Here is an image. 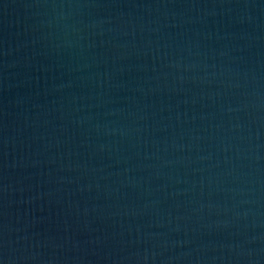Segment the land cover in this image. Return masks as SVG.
Masks as SVG:
<instances>
[{
  "label": "water",
  "instance_id": "95a60500",
  "mask_svg": "<svg viewBox=\"0 0 264 264\" xmlns=\"http://www.w3.org/2000/svg\"><path fill=\"white\" fill-rule=\"evenodd\" d=\"M0 264H264V0H0Z\"/></svg>",
  "mask_w": 264,
  "mask_h": 264
}]
</instances>
